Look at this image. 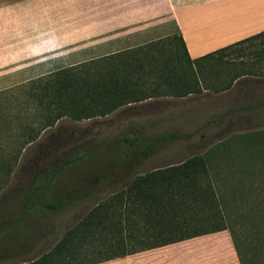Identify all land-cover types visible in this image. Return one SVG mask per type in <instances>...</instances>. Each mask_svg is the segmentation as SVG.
Segmentation results:
<instances>
[{
  "label": "rangeland",
  "instance_id": "rangeland-1",
  "mask_svg": "<svg viewBox=\"0 0 264 264\" xmlns=\"http://www.w3.org/2000/svg\"><path fill=\"white\" fill-rule=\"evenodd\" d=\"M84 8L74 0H13L0 4V264L39 257L97 203L126 186L136 174L203 154L214 146L207 142L216 138L223 142L219 148L225 161L221 164H239L238 149L264 147V130H238L233 114L224 116L220 130L200 129L208 115L194 114L193 106L188 110L184 100L181 106L170 96L131 104L101 118L81 122L62 118L42 128V114L31 98L30 86L112 53L110 49H97L98 44H84L78 49L60 46L69 31L99 27L93 23L97 19L76 17V10ZM146 29L155 34L152 43L174 34L170 22ZM51 42L57 45L51 50L24 52L25 48ZM124 51L129 49L119 43L114 52ZM223 109H229L228 103ZM155 122L160 129L149 128ZM171 132L192 137L174 145L155 138ZM201 135L209 140L200 142ZM215 172L227 175L217 179L218 187L227 191L235 188L247 210L252 206L255 211L263 210L264 173L255 171L252 180L237 168ZM254 214L251 223L242 217L238 224L244 239H255L252 264H264V217L259 212ZM192 243L187 240L177 247L188 248Z\"/></svg>",
  "mask_w": 264,
  "mask_h": 264
},
{
  "label": "trees",
  "instance_id": "trees-1",
  "mask_svg": "<svg viewBox=\"0 0 264 264\" xmlns=\"http://www.w3.org/2000/svg\"><path fill=\"white\" fill-rule=\"evenodd\" d=\"M263 35L195 61L190 60L181 35H173L36 81L30 91L42 114L40 125L48 128L62 118L74 122L101 118L160 96L185 97L205 89L226 91L238 78V61L222 60L223 55L236 48L238 60V44ZM215 55L221 57L212 67L215 73L235 65L231 79L216 81V86L201 79L194 68L198 61ZM222 144L182 162L135 175L126 186L97 203L49 251L18 264H99L222 231H228L239 263L252 264L255 239H244L238 223L242 217L251 223L258 212L263 218L264 208L247 210L235 188L218 187V181L227 175L215 171L237 168L254 180L255 171L264 173V147L262 151L238 149L239 164H221L225 161L219 148ZM210 244L217 248L224 241Z\"/></svg>",
  "mask_w": 264,
  "mask_h": 264
},
{
  "label": "crops",
  "instance_id": "crops-1",
  "mask_svg": "<svg viewBox=\"0 0 264 264\" xmlns=\"http://www.w3.org/2000/svg\"><path fill=\"white\" fill-rule=\"evenodd\" d=\"M9 1L13 0H0V4ZM74 2L76 5L86 7L82 10L77 9L79 14L76 17L97 19L93 23L99 27L69 31L63 36L60 46H75L78 49L83 48L81 45L84 44L87 46L98 44L99 46H95L97 49L112 51L107 52L106 56L115 54L119 43H125L126 48L132 50L154 42L155 34L146 29L147 26L154 24L172 23L174 34L171 36L181 35L191 61L264 33V0H74ZM56 46V43L51 42L31 47L32 49L25 48L24 52L40 54L41 51L51 50ZM236 50L231 49L222 57V60L238 61V70L235 68V72L238 71V78L228 90L217 93L212 89H205L201 94L175 97L181 106L184 100L188 110L193 106L194 114L208 115L205 126L200 129L209 127L220 130L224 116L233 114L235 128L238 130H264V52H262L264 35L238 44V60L235 58ZM218 58L221 57L215 55L194 65L198 76L214 85L216 81L222 83L229 81L235 73V65L229 69L224 68L223 73H215L212 67ZM160 98L162 97L157 99ZM224 103H228L229 109H223ZM149 128L157 130L160 126L155 122L154 126L151 125ZM169 128L178 129L176 126ZM190 137L192 136L189 134L182 136L171 132L155 138L165 143L172 141L171 144L174 145L175 141H178V144L179 140ZM199 140L205 142L209 139L201 135ZM219 143L222 142L218 138L214 142H207L208 145ZM110 172L114 174L116 171L111 169ZM210 235L216 237L210 241H197L209 235L190 239L193 243L188 248L177 247L184 242L182 241L99 264H238L228 231ZM220 239L224 244L213 248L210 243Z\"/></svg>",
  "mask_w": 264,
  "mask_h": 264
}]
</instances>
